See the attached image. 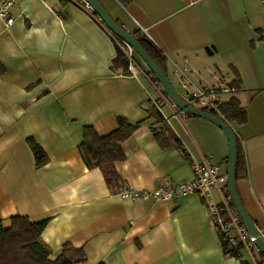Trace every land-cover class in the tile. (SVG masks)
I'll list each match as a JSON object with an SVG mask.
<instances>
[{
    "label": "crops",
    "instance_id": "crops-1",
    "mask_svg": "<svg viewBox=\"0 0 264 264\" xmlns=\"http://www.w3.org/2000/svg\"><path fill=\"white\" fill-rule=\"evenodd\" d=\"M99 1L163 53L170 79L179 69L201 88L240 81L236 96L248 121L230 125L244 146L248 178L238 192L264 235V0ZM12 17L11 26L0 20V220L46 221L42 238L53 260L71 244L87 254L81 264H243L225 254L199 195L168 203L124 198L80 151L85 127L103 138L119 118L141 124L116 168L127 189L154 191L165 179L193 180L202 156L227 173L223 131L174 107L142 60L137 76L113 67L121 40L74 2L19 0ZM206 69L216 75L209 85ZM158 111L190 159L175 143L159 145L152 129L160 128ZM29 138L48 154L44 167L37 168Z\"/></svg>",
    "mask_w": 264,
    "mask_h": 264
},
{
    "label": "trees",
    "instance_id": "trees-1",
    "mask_svg": "<svg viewBox=\"0 0 264 264\" xmlns=\"http://www.w3.org/2000/svg\"><path fill=\"white\" fill-rule=\"evenodd\" d=\"M121 1L123 4L126 3V0ZM134 36L149 56L168 74L167 59L163 53L150 44L139 32ZM119 42L124 45L122 41ZM122 50L120 47L118 48L117 57L113 61V67H122L126 75H131L129 71V59ZM208 53L213 56L215 50L209 49ZM138 60L141 61L140 58ZM0 69L2 70L1 64ZM149 74L158 83L153 73L149 72ZM228 87L234 88L236 93H238L240 91V81H233ZM236 93L232 94L227 102L219 103L218 110L226 122L242 126L247 123L248 116ZM155 117L160 124H163L162 128H158L156 125L152 128L159 145L162 148H167L175 143L181 148L185 156L189 158L184 150L183 144L167 129V122L163 115L158 111ZM118 125L119 127L115 132L103 138L99 137L93 127H85L84 143L80 147L81 155L87 167L90 170L99 169L111 192L117 194L126 189V184L116 168V163L126 160L127 156L124 151V144L141 127V124H133L124 118L118 119ZM158 130L161 131L158 132ZM237 139L238 159L236 179L238 184L248 178V170L244 146L238 135ZM27 143L34 154L37 168L44 167L50 162L48 154L35 139L29 138ZM46 225V221L35 223L28 217L23 216L12 217L8 221L0 220V264H81L87 262L88 257L84 249L75 248L71 244H65L61 255L53 260L51 257L52 250L42 238ZM225 254L227 255V252ZM260 255L264 260V256L261 253ZM259 262L263 264V261Z\"/></svg>",
    "mask_w": 264,
    "mask_h": 264
},
{
    "label": "built area",
    "instance_id": "built-area-1",
    "mask_svg": "<svg viewBox=\"0 0 264 264\" xmlns=\"http://www.w3.org/2000/svg\"><path fill=\"white\" fill-rule=\"evenodd\" d=\"M70 1L74 2L89 15L97 16L86 0ZM18 2L19 0H0V20L6 22L7 26H11L14 22L12 12ZM122 46L130 62L129 71L133 76H137L138 56L129 45L124 43ZM175 72L180 73L182 78L186 80L183 83V88L187 89L188 86H192L193 91L188 94L190 103L194 106L195 103H198L201 107L200 109L224 119L218 110L220 97L235 94L236 90L234 88L196 87L186 76V70L181 72V70L177 69ZM162 127L163 124L160 125V128ZM186 153L190 155L187 150ZM192 166L194 179L191 181L175 183L165 179L154 191L137 192L126 188L119 194L127 199L154 201L156 203H168L180 197L199 195L207 208L212 225L222 240L227 256L237 258L243 264H261L255 253L258 249L233 204L228 186V173H224L221 165L206 156L195 160ZM262 263L264 264V260Z\"/></svg>",
    "mask_w": 264,
    "mask_h": 264
},
{
    "label": "water",
    "instance_id": "water-1",
    "mask_svg": "<svg viewBox=\"0 0 264 264\" xmlns=\"http://www.w3.org/2000/svg\"><path fill=\"white\" fill-rule=\"evenodd\" d=\"M94 9L95 14L101 19V21L107 26L114 36L129 45L136 55L145 63L151 73L158 81L159 85L167 95V97L173 102V104L183 113L202 118L207 120L218 128H220L226 135L229 145L230 153L228 159V186L230 194L233 200V204L246 228L250 237L260 253L264 256V235L259 229L256 222L251 218L247 210L245 209L243 202L238 192V184L236 179V167L238 159V139L234 129L224 119L206 112L194 106L185 100L181 94L175 88L170 77L158 66V64L149 56L145 49L141 46L139 41L133 34L120 26L105 10L99 0H86Z\"/></svg>",
    "mask_w": 264,
    "mask_h": 264
},
{
    "label": "rangeland",
    "instance_id": "rangeland-1",
    "mask_svg": "<svg viewBox=\"0 0 264 264\" xmlns=\"http://www.w3.org/2000/svg\"><path fill=\"white\" fill-rule=\"evenodd\" d=\"M138 58H139V57H138ZM204 72H205V73H204V78H205V79L207 80V82H208L207 85H209V84L212 83V80H211L212 78H213V79H216V78H215L216 75H215L213 72H210V70H208V69H206ZM212 74L215 75V76H213ZM171 80H172V82H173L175 88L178 89V92L181 94V96H182L183 98H185V99H189L188 94H190V92H192L193 89H192V86H188L187 89H184V88L182 87L183 83L186 82V80H185L184 78H182L181 74H180V73H175L174 75H171ZM181 84H182V85H181ZM204 85H206V84H204ZM223 97H224V96H221V97H220V101H222V98H223ZM195 106L198 107V108H201L200 105H199L198 103H195ZM255 253H256L257 257H258V260H259V261H263V258H262V256L260 255V251L256 250Z\"/></svg>",
    "mask_w": 264,
    "mask_h": 264
}]
</instances>
